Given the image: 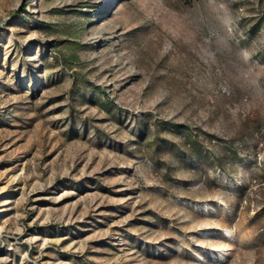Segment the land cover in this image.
Segmentation results:
<instances>
[{
    "label": "rangeland",
    "instance_id": "obj_1",
    "mask_svg": "<svg viewBox=\"0 0 264 264\" xmlns=\"http://www.w3.org/2000/svg\"><path fill=\"white\" fill-rule=\"evenodd\" d=\"M0 264H264V0H0Z\"/></svg>",
    "mask_w": 264,
    "mask_h": 264
}]
</instances>
